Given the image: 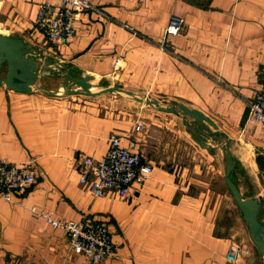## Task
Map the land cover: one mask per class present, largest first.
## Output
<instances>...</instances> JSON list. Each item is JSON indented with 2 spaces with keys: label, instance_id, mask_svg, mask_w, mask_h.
I'll return each instance as SVG.
<instances>
[{
  "label": "crops",
  "instance_id": "0c3cea01",
  "mask_svg": "<svg viewBox=\"0 0 264 264\" xmlns=\"http://www.w3.org/2000/svg\"><path fill=\"white\" fill-rule=\"evenodd\" d=\"M43 1L0 0V33L21 38L73 74L111 78L109 84L138 96L196 109L215 128L170 112L176 124L170 131L192 148L184 156L181 142L172 144L166 132L158 144L157 115L155 122L140 120L144 128L136 131L137 113L72 104L54 94L51 87L63 76L50 88L47 76L56 70L40 76L29 93L0 84V164L29 162L36 176L10 202L0 199V264H87L70 249L68 234L33 208L106 223L113 250L102 264H264L221 174L230 152V177L243 198L259 199L264 223V129L246 124L247 102L261 86L264 0H90L94 9L77 13L73 36L58 43L35 27ZM172 16L182 19L181 31L161 46ZM112 132L123 145L137 137L152 167L125 198L95 197L79 183L75 166L82 154L101 158ZM205 168L213 171L212 182L203 177ZM224 201L238 211L236 228L225 227ZM234 242L242 249L231 260L226 253Z\"/></svg>",
  "mask_w": 264,
  "mask_h": 264
},
{
  "label": "built area",
  "instance_id": "2783aa9c",
  "mask_svg": "<svg viewBox=\"0 0 264 264\" xmlns=\"http://www.w3.org/2000/svg\"><path fill=\"white\" fill-rule=\"evenodd\" d=\"M94 9L90 0H53L39 4L34 20L36 29L52 42H63L75 32V15ZM182 28V19L172 16L164 28L162 43L177 36ZM261 86L248 100L246 124L260 125L264 129V64L259 68ZM144 128L143 122L136 121L134 129ZM122 136L111 133L108 137V149L99 159L89 155H80L75 159L78 180L87 187L95 197H127L130 191L138 190L150 177L152 167L143 161L138 148L137 137L122 144ZM36 181L32 163L0 164V199L10 202L12 193L26 189ZM47 225L65 231L69 237V247L81 254L87 264H102L113 250L112 237L108 225L104 222L84 216L78 221L53 217L49 212L35 210ZM239 243H231L227 258L236 260L241 252Z\"/></svg>",
  "mask_w": 264,
  "mask_h": 264
},
{
  "label": "water",
  "instance_id": "95a60500",
  "mask_svg": "<svg viewBox=\"0 0 264 264\" xmlns=\"http://www.w3.org/2000/svg\"><path fill=\"white\" fill-rule=\"evenodd\" d=\"M49 69L57 70L64 74V80L61 83L64 94L85 93L88 95H95L104 92H122L132 96L137 102L154 105L159 110L165 112H178L181 110L185 114L215 128V124L210 118L206 117L200 111L190 109L183 104L162 106L157 100L141 98L117 85L104 87L98 92H91V84L88 81L90 75L86 74L83 77L74 76L65 63L57 61L51 56H46L32 50L31 46L26 44L21 38L0 33V84H4L8 89L14 91L29 93L32 91V86L36 80L40 76L48 73ZM68 80H71L72 83L66 84ZM72 86H76L82 91L73 89ZM62 89L60 91H62ZM60 91L57 92V94H61ZM53 93L56 94L55 91ZM225 157L226 167L223 176L225 184L232 194L243 220L247 224L253 243L259 252L264 254V223L258 218L260 201L255 197H242L239 188L230 177L231 170L235 164L234 160H232V154L226 152Z\"/></svg>",
  "mask_w": 264,
  "mask_h": 264
},
{
  "label": "rangeland",
  "instance_id": "374dc122",
  "mask_svg": "<svg viewBox=\"0 0 264 264\" xmlns=\"http://www.w3.org/2000/svg\"><path fill=\"white\" fill-rule=\"evenodd\" d=\"M57 74L59 76L62 75L63 79H61V82L59 85H53V87H51L54 89L56 94H57V92H59L62 89L61 83L64 80V74H62V72H59L56 70V71L50 72V74L47 76L49 79L48 81L51 82V81L56 80ZM71 74H73V73L71 72ZM73 75L78 76V77H83L86 74H79V75L73 74ZM88 81L91 84V89H90L91 92H98L99 90H101L104 87L116 85V84H109V83L114 82L111 78L105 79L104 77L90 76V79H88ZM71 83H72L71 80H68L66 84H71ZM50 84H48L47 88H50V86H52V82ZM119 87H121V86H119ZM72 88L76 89L78 91H82L80 88H78L76 86H72ZM60 92H61V94H59V96H62L65 99H69L72 104L74 103L77 105H80V104L96 105L100 108H104V109H108V110H116V111H119L122 113L123 112L124 113H133V114L137 113L136 118H138V120H141V121H144L147 123L148 122L151 123L153 121L155 122L156 121L155 116L157 115V117H160V119H157V121L162 122V123L159 122V124H160L159 128L161 130V133H159L160 138L158 139V144L162 145L165 143V132H166V134L169 136V139L172 141V144H176L177 142H181V145L183 146V148L180 152H182L184 154V156H189L188 153L192 150V148L189 145L185 144V141H183L182 139H177L175 137L174 131L173 132L170 131V126H173V125L176 126V124L172 123L173 119L170 118L171 117L170 112H165V111L159 110L154 105H148L146 103H139L136 100H134L132 96L125 94V93H122V92H104V93L95 94V95H88L85 93L64 94L63 89ZM139 97L144 98V99L145 98L149 99L142 94H140ZM150 100H154V99L151 98ZM159 104L162 106H170L168 104L163 103V101L159 102ZM179 112H180V114L184 113L181 110ZM163 116L166 117V119H163L162 118ZM147 132L149 133L148 130H147ZM147 147H148V144H147ZM162 148L163 147L161 146V149ZM189 158L190 157H188L187 159H189ZM215 161H216V158H215ZM223 164L225 166V162L221 161V166ZM212 173H213V171L205 168L203 177H205V179H207L208 182H212V180H214ZM221 174L222 175L224 174L223 168L221 169ZM222 211H223V218L225 219V227L227 229L238 227V211H237V209H233V207L230 205V203L228 201H224Z\"/></svg>",
  "mask_w": 264,
  "mask_h": 264
},
{
  "label": "trees",
  "instance_id": "16d2710c",
  "mask_svg": "<svg viewBox=\"0 0 264 264\" xmlns=\"http://www.w3.org/2000/svg\"><path fill=\"white\" fill-rule=\"evenodd\" d=\"M233 160V159H232Z\"/></svg>",
  "mask_w": 264,
  "mask_h": 264
}]
</instances>
